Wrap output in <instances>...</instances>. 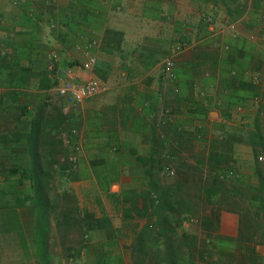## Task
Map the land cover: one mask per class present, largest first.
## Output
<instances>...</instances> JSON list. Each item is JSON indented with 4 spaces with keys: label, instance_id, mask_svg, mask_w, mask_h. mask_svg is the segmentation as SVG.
Segmentation results:
<instances>
[{
    "label": "crops",
    "instance_id": "obj_1",
    "mask_svg": "<svg viewBox=\"0 0 264 264\" xmlns=\"http://www.w3.org/2000/svg\"><path fill=\"white\" fill-rule=\"evenodd\" d=\"M254 2L47 0V102L64 106L50 90L52 61L73 66L78 81L99 77L109 85L71 108L60 132L61 138L72 133L81 147L67 191L88 233L87 264H133L134 232L144 223L134 213L124 217L123 198L146 188V166L138 158L176 157L180 141L193 145L195 135L206 131L204 118L231 124L221 112L225 95L240 89L239 81L264 89V24ZM0 16V212L11 213L10 221L36 253L35 208L4 207L9 191L31 193L28 181L13 180L21 169L16 177L9 170L26 162L31 120L45 102V0H0ZM230 22L235 32L227 29ZM177 45L186 48L174 53ZM171 54L175 80L163 70ZM92 57L95 64L88 67ZM135 178L140 191L130 187ZM48 215L47 237L54 228ZM247 255L244 250L241 264H248Z\"/></svg>",
    "mask_w": 264,
    "mask_h": 264
},
{
    "label": "trees",
    "instance_id": "obj_2",
    "mask_svg": "<svg viewBox=\"0 0 264 264\" xmlns=\"http://www.w3.org/2000/svg\"><path fill=\"white\" fill-rule=\"evenodd\" d=\"M255 8L260 12L261 19L264 24V0H255ZM52 86V85H51ZM238 87L233 91L234 95L238 92L250 91L258 93L260 89L249 81H239ZM264 97V95H263ZM264 112V103L259 105L256 114L255 129L249 131L247 144L251 146L254 155L257 148L264 151V130L260 127V116ZM66 115L62 109L50 101L47 102V220L49 218L48 211H55L59 200H64L63 218H72V211L69 204L70 200L76 202L75 196L67 191L58 192L52 187L53 173L57 171L56 164L59 158L64 155L67 150L63 140L60 137L62 125L65 123ZM28 156L25 163L20 167L12 168L9 171L11 175L16 177L17 171L21 169V174L14 178V182L23 184L28 181L31 193L9 191L8 203L4 208L11 209L13 207L32 206L37 214V231H36V253L35 256L40 264H45V102L40 104L36 109L32 120L31 129L27 135ZM146 169L144 176L146 178V188L142 193L130 196L126 195L123 200L128 203L123 210L124 217L128 218L133 213L140 217H150L152 221L143 224L134 232L132 242V261L133 264H202L206 258L205 242L211 251H207L213 255L215 244L225 245L235 244V248H245L248 264H258L260 257L257 254L253 241L260 232V241L264 242V170L263 164L258 162L255 156L251 167L258 179L256 188L242 185L236 186L237 195L245 200L247 208L229 209L231 212H237L240 216L234 231L236 234L222 235L219 231L220 215L222 208L212 211V215H203L201 220L202 228L205 232H209L218 228L216 234L212 237L203 239L199 243L195 235L185 231L178 232L177 226L183 220V217L194 212L192 200L185 194L183 185L179 183L165 184L161 181L158 171L154 166V160L151 158H138ZM222 161L218 157L211 156L208 158V171L212 174V180L204 189V198L208 203L214 201L217 197L218 190L216 188L221 181V173L218 164ZM147 162H150L149 164ZM60 171V169H59ZM10 175V176H11ZM68 179H73V174L67 175ZM66 177V178H67ZM9 182V178L7 179ZM11 182V181H10ZM234 197L235 196H228ZM144 199L146 203L139 205V201ZM58 202V203H57ZM237 204V201H233ZM217 204H220L217 202ZM76 208V207H75ZM11 213L0 212V243L2 247L13 245L20 248L22 252L27 254L26 242L18 232L16 224L10 221ZM57 222V219H55ZM48 222V221H47ZM48 225V223H47ZM246 245H243L245 244ZM207 245V243H205ZM256 244V243H255ZM210 245V246H209ZM1 246V244H0ZM26 250V251H24ZM209 250V249H208ZM218 254L228 255L230 261L234 260L235 253L227 252L222 247L217 251ZM221 256V255H220ZM212 257V256H211ZM228 261V262H230ZM49 258L47 257V264Z\"/></svg>",
    "mask_w": 264,
    "mask_h": 264
},
{
    "label": "rangeland",
    "instance_id": "obj_3",
    "mask_svg": "<svg viewBox=\"0 0 264 264\" xmlns=\"http://www.w3.org/2000/svg\"><path fill=\"white\" fill-rule=\"evenodd\" d=\"M253 36L255 35L253 34ZM262 45L264 46V41ZM248 49L252 50L250 44H248ZM198 93L200 96H198V100L200 101L202 97L200 92ZM263 95L264 89H260L258 93L242 91L238 92L237 95H234L233 92H228L224 97L226 108L222 109L221 116H224V112H226V115L233 119L231 120V124H223L216 120L204 118L200 123L203 122L201 129L205 128L206 131L198 132L195 135L197 139L195 144L191 145L189 142L182 140L178 143L179 155L176 157L151 158L154 160V166L156 171H158L161 181L165 184L179 183L183 185L185 194L192 200L194 212L183 217V220L177 226V231H185L195 235L199 243L203 242L204 238L207 239L209 237L208 233L213 237L218 231V228H215L214 230L205 232L202 228L201 220L205 214L212 215V211L218 210L220 205H222V208L219 211L220 225L218 232L222 235L236 234L234 229L240 215L237 212H231L229 209L241 208L245 210L247 206L245 200L237 195L235 187H241L242 185L252 188L257 187L258 179L254 174L251 164L256 156L258 162L263 164L262 169L264 170V151L257 148V153L254 155L246 139L249 131L255 129V118L261 104L255 102V97L262 98ZM219 110L221 111V109ZM198 114L200 115V112ZM259 124L264 130V112L261 113ZM211 156L222 159L218 164L222 179L216 186L218 190L217 197L213 198L214 201L212 203H208L204 198V189L212 180V174L207 168L209 164L208 158ZM259 156L262 157L261 160L258 158ZM147 163L149 164L150 162ZM169 167L174 169L173 175L167 174L166 169ZM75 170L64 169L55 171L53 173L52 187L58 192L70 190V186L68 185L70 179H68L67 175L72 174ZM137 184L138 180L135 178L130 183V187H135L136 191H140L137 188ZM114 189L116 190L117 186H114ZM228 196H235L236 198ZM233 201H237V204H234ZM64 202V200H59L55 211L52 213L54 228L47 237L48 264H87L86 259L81 257L84 242L88 239L85 237L88 233L83 230V219L78 209L75 208V202L71 199L69 207L70 209H74L72 211V218L70 217L67 218L68 220H65L63 218ZM217 202L220 204H217ZM137 218L142 219L144 224L152 221L150 217L140 218L137 216ZM55 219H57V222ZM205 243H201L205 245L206 252V258L202 264H220L223 261H230L228 255L218 254L217 251H219L220 247L227 252L233 251L235 253L234 260L230 261L231 264H241L243 261H246L244 256L245 248L238 249L235 248V244L226 243L225 245H219L216 242L212 250L213 255H211L207 253V251H211L210 247L207 248L208 242ZM0 244V264H40L35 253H31L28 248L26 249L27 254H25L18 247L13 248V245H6L3 248L2 243ZM243 245H246V243ZM253 245L263 260L264 242L260 241L259 231L253 241Z\"/></svg>",
    "mask_w": 264,
    "mask_h": 264
},
{
    "label": "built area",
    "instance_id": "obj_4",
    "mask_svg": "<svg viewBox=\"0 0 264 264\" xmlns=\"http://www.w3.org/2000/svg\"><path fill=\"white\" fill-rule=\"evenodd\" d=\"M1 18V16H0ZM205 20L212 22V15H205ZM227 29L231 32L236 31V23L230 22L227 25ZM186 48V45H177L174 47V53L180 52ZM95 64V58L92 57L87 63L88 67H92ZM48 70L54 78V82L50 87L51 92L58 97L60 101L64 102L62 107V112L67 115L71 108L76 107L82 104L85 100L101 95L108 91L109 85L99 77H90L84 81L76 80L75 70L73 66L60 67L56 66L55 62L52 61ZM163 70L165 75L170 80H175L176 70H175V61L174 54H171L164 58L163 60ZM256 103H264V97H255ZM64 146L67 148V152L62 155L58 163L56 164V169L61 165H66L67 170H75L79 166V153L81 150L80 144L76 142L75 138L72 136V133H65L62 136ZM260 160L261 156L258 157ZM167 174L173 175L174 169L169 167L166 169ZM87 237V235H85ZM81 257L84 258V251H81ZM72 260V259H71Z\"/></svg>",
    "mask_w": 264,
    "mask_h": 264
}]
</instances>
